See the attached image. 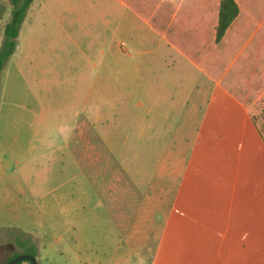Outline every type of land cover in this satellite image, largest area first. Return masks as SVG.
I'll use <instances>...</instances> for the list:
<instances>
[{
  "label": "rangeland",
  "instance_id": "374dc122",
  "mask_svg": "<svg viewBox=\"0 0 264 264\" xmlns=\"http://www.w3.org/2000/svg\"><path fill=\"white\" fill-rule=\"evenodd\" d=\"M140 1L35 0L28 11L0 75V264L27 248L39 264L153 261L204 79ZM11 13L0 0V49ZM255 114L264 131V98Z\"/></svg>",
  "mask_w": 264,
  "mask_h": 264
},
{
  "label": "crops",
  "instance_id": "0c3cea01",
  "mask_svg": "<svg viewBox=\"0 0 264 264\" xmlns=\"http://www.w3.org/2000/svg\"><path fill=\"white\" fill-rule=\"evenodd\" d=\"M146 1L136 6L146 24L204 79L183 118L191 142L182 194L150 264H264V131L255 114L264 98V0H235L240 13L220 42V0L140 7Z\"/></svg>",
  "mask_w": 264,
  "mask_h": 264
},
{
  "label": "trees",
  "instance_id": "16d2710c",
  "mask_svg": "<svg viewBox=\"0 0 264 264\" xmlns=\"http://www.w3.org/2000/svg\"><path fill=\"white\" fill-rule=\"evenodd\" d=\"M35 0H11L12 13L10 21L5 26L4 41L0 49V75L3 72L6 63L13 56L17 48V39L20 29L28 11L30 10ZM240 8L235 0H220L219 6V21L216 27V42H220L226 34L229 27L238 17ZM264 140V133H262ZM25 247V244H20ZM25 253L37 256V251L34 248H27ZM17 254L14 256L16 257ZM12 257V258H14ZM10 258L9 261L12 259ZM20 262L18 264H22Z\"/></svg>",
  "mask_w": 264,
  "mask_h": 264
},
{
  "label": "water",
  "instance_id": "95a60500",
  "mask_svg": "<svg viewBox=\"0 0 264 264\" xmlns=\"http://www.w3.org/2000/svg\"><path fill=\"white\" fill-rule=\"evenodd\" d=\"M28 261L31 264H39L38 257L33 254H20L14 258H12L10 261H8L6 264H18L20 262Z\"/></svg>",
  "mask_w": 264,
  "mask_h": 264
}]
</instances>
